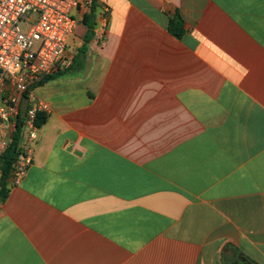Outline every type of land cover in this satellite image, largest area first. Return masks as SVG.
Returning <instances> with one entry per match:
<instances>
[{"label":"crops","instance_id":"crops-1","mask_svg":"<svg viewBox=\"0 0 264 264\" xmlns=\"http://www.w3.org/2000/svg\"><path fill=\"white\" fill-rule=\"evenodd\" d=\"M98 3L33 88L50 110L0 264H264V0Z\"/></svg>","mask_w":264,"mask_h":264},{"label":"built area","instance_id":"built-area-1","mask_svg":"<svg viewBox=\"0 0 264 264\" xmlns=\"http://www.w3.org/2000/svg\"><path fill=\"white\" fill-rule=\"evenodd\" d=\"M92 4L93 0H0V153L21 117L22 98H28L21 117L20 152L9 178L13 186L32 164L38 115L50 110L33 88L67 65V41L77 24L74 13L89 12ZM107 14L104 7L100 14L104 23Z\"/></svg>","mask_w":264,"mask_h":264},{"label":"trees","instance_id":"trees-1","mask_svg":"<svg viewBox=\"0 0 264 264\" xmlns=\"http://www.w3.org/2000/svg\"><path fill=\"white\" fill-rule=\"evenodd\" d=\"M101 7L98 3V0H93L92 7L90 8L89 13L84 14L82 18V24L87 28L86 33L83 37L84 45L81 47L79 51V57L85 54V44H87L94 36V16L96 15L97 9ZM168 31L176 38L180 39L182 34L184 33V24L179 15H175L168 22ZM59 74V73H58ZM57 74V75H58ZM55 74L46 77L43 81L39 82L34 88L39 87L46 83L49 80L55 78ZM23 119L19 117L17 119L12 138L10 140L7 148L0 153V203L4 202L8 196V192L10 189V173L13 168V165L19 156L20 152V144H21V125ZM46 122V116L44 114L38 115L37 118V126L41 127Z\"/></svg>","mask_w":264,"mask_h":264},{"label":"water","instance_id":"water-1","mask_svg":"<svg viewBox=\"0 0 264 264\" xmlns=\"http://www.w3.org/2000/svg\"><path fill=\"white\" fill-rule=\"evenodd\" d=\"M27 104H28V98L26 96H24L22 98L21 107H20V112H21V117L22 118L24 117V114L26 112Z\"/></svg>","mask_w":264,"mask_h":264},{"label":"rangeland","instance_id":"rangeland-1","mask_svg":"<svg viewBox=\"0 0 264 264\" xmlns=\"http://www.w3.org/2000/svg\"><path fill=\"white\" fill-rule=\"evenodd\" d=\"M78 16L80 17L81 14L79 13ZM20 27L23 28L22 25H21ZM73 47H74V45H73ZM73 47H72V48H73ZM70 50H71V46L68 47V50H67V54H68V55L71 53Z\"/></svg>","mask_w":264,"mask_h":264}]
</instances>
